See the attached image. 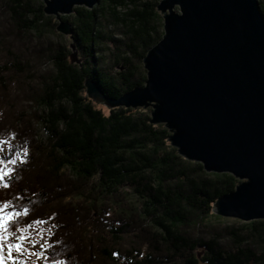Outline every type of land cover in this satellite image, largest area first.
Listing matches in <instances>:
<instances>
[{"label": "trees", "instance_id": "trees-1", "mask_svg": "<svg viewBox=\"0 0 264 264\" xmlns=\"http://www.w3.org/2000/svg\"><path fill=\"white\" fill-rule=\"evenodd\" d=\"M259 1L264 13V0ZM158 2L100 0L93 9L75 6L73 14L62 15V19L73 26L72 38L81 53L82 63L72 62L71 51L65 47L59 46L52 57V76L55 77L50 83L42 80L43 95L39 97L34 93L35 97L30 99L36 103L37 117L34 120L28 117L45 128L46 136L40 138L39 144H31V139L22 140L23 144H28L29 157L23 163L11 165L9 186L21 169H24L25 186L20 185L17 190L18 201L8 199L16 195L9 189H0L4 197L0 200L10 201L19 210L16 223H21L20 220L29 223L28 213L33 204L34 216L39 220H45L41 215L55 203L58 207L53 209V220L62 209L57 230L60 231V227L67 230L68 241L62 245L60 240L56 258L61 264L62 261L63 264H264V219L245 222L241 227L226 226L209 239L189 231L199 223L222 217L213 212V205L219 197L233 191L239 179L230 173H207L202 163L185 160L168 143L171 133L165 125L151 122V107L148 110L117 107L106 113L86 95V77L94 79L112 98L144 85L147 75L143 58L164 33ZM0 3L8 9L19 30L26 35L35 34L37 40L46 38V25L54 31L58 24L54 16L44 13L41 0H0ZM108 14L115 24L110 34L102 30L99 20ZM3 24L0 21V40L6 39L5 44L0 42V86L9 91L13 84L8 73L13 70L23 74L32 63L21 55V49L18 51L13 46L21 37L13 34L11 28L4 32ZM120 49H124V53L116 58L115 64L124 70L111 76L102 66L105 55L112 52L119 55ZM4 99L7 100L6 96ZM21 119L18 115L20 123ZM192 164L196 171L189 168ZM42 167L49 174L43 171L45 176L42 175ZM65 171L90 182L89 187L71 186L63 190L59 179L63 180ZM29 179L33 184L28 185ZM125 186L131 187L140 201L137 215L141 224L135 227L149 230L145 235L148 253L141 249L144 239L132 228L137 216L132 217L133 207L130 212L120 210L125 217L121 215L119 222L127 220L129 223L111 226L110 230L104 224L111 239L100 232L97 220L88 218L90 212L84 208L89 205L93 215L107 217L109 211L105 202L124 194ZM23 193L29 199L25 200ZM67 197L79 198L81 202L64 204ZM146 223L152 227H147ZM122 235L135 239V245L125 253L115 247L121 244ZM113 239L115 243L111 242ZM199 248H203L200 256Z\"/></svg>", "mask_w": 264, "mask_h": 264}, {"label": "water", "instance_id": "water-1", "mask_svg": "<svg viewBox=\"0 0 264 264\" xmlns=\"http://www.w3.org/2000/svg\"><path fill=\"white\" fill-rule=\"evenodd\" d=\"M72 36L62 15L100 0H43ZM179 7V11L176 8ZM161 40L143 58L146 82L118 98L86 77V95L108 108H149L178 153L208 172L240 182L213 212L240 221L264 219V13L259 0H160Z\"/></svg>", "mask_w": 264, "mask_h": 264}, {"label": "rangeland", "instance_id": "rangeland-1", "mask_svg": "<svg viewBox=\"0 0 264 264\" xmlns=\"http://www.w3.org/2000/svg\"><path fill=\"white\" fill-rule=\"evenodd\" d=\"M41 1L43 4H45L43 0ZM99 2L96 3L94 7L98 5ZM77 6H81V5H77ZM94 7L92 8L88 7V8L93 9ZM176 10L179 11V7H177ZM73 12L66 13V15H69V14L71 15L73 14ZM1 16L3 18H1L0 21H2V23L5 24V25L3 24V28L5 29L4 32H6L8 28L9 29L11 28L12 29L11 32L13 34L17 36L19 35L21 37L17 41L18 37L16 36L17 42H15L13 46L15 47V49H18V51L19 49H21L22 50L21 55L24 56L30 64L32 63V65L28 66V70L24 72L23 74L15 72L13 70L8 73L7 77L11 80V83L13 84V85H11V83L8 84V85H11L12 87L11 90L5 91L0 86V93L2 95V96L0 95V102H1L0 104L2 106V108L0 107L1 108L0 109V134L2 135V137H4L2 138V140L0 139L1 141L4 142L3 144H0V148L3 149V151L0 152V159L2 157H6L8 152L14 151V148H19L18 154L14 160H17L18 162L23 163V161L27 160L29 157V148H28V144H26L27 142L23 144L22 140L27 141L28 139H31V141H29L31 144L34 142H37V144H39L41 143L40 138H45L46 136L45 128H43L42 125H38L37 122H32L30 119V118H33L34 120L37 117L34 112L36 108V103H34L30 99L31 97L32 98L35 97L34 93L38 94V96L43 95L44 86H45V84H42L43 79H45L46 82L49 81L50 83L52 78L55 77V76H52V72L54 69L52 57L56 55L57 49L59 48V46L63 48L65 47V49L67 48L69 51H71V54L69 57L71 58L70 60L72 62H75L78 64L82 63V57H81V53L76 49L74 39L72 38V36L74 35L73 34L74 29L72 25H71L72 30H73L72 36H69L67 34H63L57 31L56 29L57 26H55V30L53 31L50 27H48V25H46L45 26V31H47L45 32L46 38H39L40 40H37V37L35 34L31 33V34L26 35L25 33L21 32L19 30V26L15 25L12 22L8 9L5 8L0 3V17ZM54 19L56 21L55 16H54ZM99 20L102 23V30L105 33L110 34L111 29L115 28L113 19L111 18L109 14L106 15L105 17L101 16ZM56 22L58 23V21ZM6 36L8 39H11V36H8V35ZM0 42L5 44L6 39L2 38ZM39 43H41V45ZM118 53L119 55H116V53L114 52H112L111 54L105 55V64H103L102 66L103 68L107 70V73H109L111 76H116L117 72L119 71L121 72L124 70L123 67H117V65L115 64L116 58L119 59V57L123 55L122 53H124V49H120ZM53 75H55V72ZM5 82L9 83L6 80ZM4 96H6L7 100L4 99ZM3 101H5V104L3 103ZM12 104L14 105V107L12 106ZM37 104H39V101L37 102ZM96 105L98 107H102L106 113H108L109 110L112 109V108L111 109L108 108L104 103H101V102H96ZM134 109L146 110V108H134ZM148 109L149 108H147V110ZM37 111L40 112L39 110ZM18 115L21 116L22 118L21 120H23L21 123L18 120ZM29 116L31 117L28 118ZM7 131L9 132L4 135V133H6ZM168 143L171 144L170 141ZM185 160L194 162V163H200V162L189 160L186 158ZM3 161H4L3 168L6 170H10L11 165L15 164V163H11V161H8L5 158L3 159ZM16 164L18 165L19 163H16ZM192 166L193 167L189 166V168L193 169V171H196L195 165L192 164ZM40 171L42 175H44L45 173L49 174L48 172H46L44 167L40 168ZM43 171L45 173H43ZM206 172L212 173L208 171ZM64 173L66 175L63 178V180L59 179V183L63 185L62 187L63 190H67L68 188H71V186H79L82 189L89 187L88 184L90 182H87L84 179L75 177L74 175L71 174L70 171H65ZM51 176L53 177V175ZM9 177L11 178V174L5 177V182L9 179ZM24 177H25L24 169L23 170L21 169L19 176H16L15 179L13 177V180H14V183L12 185L13 187L9 186V184H7V187H4V186L0 187L1 191L9 189V191L16 192L15 196H9L8 199H14L16 201L19 200V195L17 194V190L20 187V185H23L25 183ZM27 182L29 183L28 185H30V183L33 184V182H31L30 179ZM23 186H25V184ZM27 188H24V189H27ZM123 190H124V194L125 193L127 194L125 195L121 194L115 199L109 198L105 202L107 204L106 208L109 211L107 217H102L101 215H98L97 213L93 215L92 211L91 210L89 211L88 209L89 205L84 206L86 211L90 212V216L88 218H90L91 220L92 218L97 220L98 227L100 228V232H102L103 235H106V237L110 239H111V236L105 232L106 227L104 226V224L107 226V228L109 227V230L112 229L111 226L121 227L122 225L130 222L127 220H120L119 222V218L122 215L120 212L121 208H124L126 211L130 212V211H133V209H131L130 207H133L134 212L132 214V217H135V215L139 213V208L141 206L139 199L133 193L131 187L125 186ZM23 194H24L25 200L29 199L25 195V193ZM2 198L4 199V197L1 196V192H0V199ZM119 201L122 202L123 204H117ZM63 202L64 204H68V202L77 203V202H81V199L76 198L74 200L71 197H67L64 199ZM2 203H4V201L0 200V204ZM8 204L10 205V207L5 209V211H11V207H14V204H12L10 201H8ZM57 207L58 206L56 205V203L54 205H51V207L47 208L44 211V214L41 215L42 216L41 218L45 220H39L38 216L37 217L34 216V204H33V209L31 208V210H29V213H28L30 217V221L27 220L29 221L27 225H30V227H27V228L25 227L26 224H24L23 220H20L21 223L19 222L16 223V220H15V227L22 229L23 234L30 237V239L26 241L24 244L23 255L21 256L20 254L14 253V255L17 256V259L21 261V264H32V262H34L35 264H61V262L58 260V258H56V256L60 251V247H61L60 244L62 243V245H64L66 244V241L68 240L66 238L67 230H62V227H60V231L57 230L58 224L61 222V218H62L61 215L63 214V211L61 208L59 209V216L57 218H54L53 220V217L55 214V212L53 213V209ZM101 211H103V208L101 209ZM138 216L139 215H137L136 218L134 219V223H133L134 227L132 228L137 229L135 230V232L139 233L141 240L144 239L143 241L144 244L141 246V249L142 251H144V253H148L149 244L145 243V235L149 232V230L145 229V227L143 228L142 226L135 227L136 224H141ZM254 220L255 219L250 220V221H254ZM38 221H42L43 223H39ZM245 222H249V221H240L234 217L212 218L208 220V222H206L205 224H202V223L197 224V226H195L192 229H189V231L193 235L194 234L197 236L200 235L204 239H209L212 237V235L216 234L217 230H221L225 228L226 226H232V225L236 227H239V226L241 227V225ZM20 224H23L22 227H20ZM146 225H148L147 227H152L148 223H146ZM10 235H12L14 238L16 233H10ZM90 238H93V237L90 236ZM120 238H121L120 240L121 244L116 245L115 247L116 249H119L121 253L122 252L125 253V251H130L129 247L135 245L134 238L131 239L123 235ZM60 240H61V243H60ZM33 242L36 243V247H32ZM111 242L115 243L116 241L113 239V241L111 240ZM41 245H43V247H41ZM6 252H7V249H5V253ZM29 252H34L36 255H29ZM198 253L200 256L203 253V248H199ZM49 258L53 260H49ZM5 260H6V264H12L11 261H7L6 255H5ZM62 264H63V261H62Z\"/></svg>", "mask_w": 264, "mask_h": 264}, {"label": "snow or ice", "instance_id": "snow-or-ice-1", "mask_svg": "<svg viewBox=\"0 0 264 264\" xmlns=\"http://www.w3.org/2000/svg\"><path fill=\"white\" fill-rule=\"evenodd\" d=\"M3 143V141H0V144ZM2 151L3 149L0 148V152ZM11 163H15V161H11ZM3 164L4 161L0 159V185L7 187L5 177L10 175L13 170L4 169ZM9 207L10 205L8 202L0 204V264H6L5 255L7 256V261H11L12 264H21V261L17 259L14 253L22 256L24 253V244L30 237L23 234L22 229L15 227L14 218L19 217L20 214L17 211H5V209ZM38 222L43 223L42 221ZM25 227H30V225L26 224ZM10 233H16L15 237L13 238ZM32 247H36L35 242H33ZM41 247H43V245H41ZM5 249H7L6 253ZM29 255L36 254L34 252H29Z\"/></svg>", "mask_w": 264, "mask_h": 264}]
</instances>
